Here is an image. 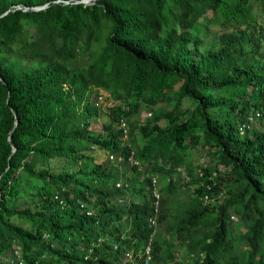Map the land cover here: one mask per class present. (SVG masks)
I'll use <instances>...</instances> for the list:
<instances>
[{"label":"trees","instance_id":"trees-1","mask_svg":"<svg viewBox=\"0 0 264 264\" xmlns=\"http://www.w3.org/2000/svg\"><path fill=\"white\" fill-rule=\"evenodd\" d=\"M154 186L147 264H264V0H0V264H146Z\"/></svg>","mask_w":264,"mask_h":264},{"label":"rangeland","instance_id":"rangeland-1","mask_svg":"<svg viewBox=\"0 0 264 264\" xmlns=\"http://www.w3.org/2000/svg\"><path fill=\"white\" fill-rule=\"evenodd\" d=\"M174 93V90H171L169 92V96H172ZM112 102L111 97L108 94V97H106V94H100L97 99V105H98V111L97 113L93 116V120L91 123V126L96 127V126H101L103 122L107 121L109 119V112H108V105ZM150 116V109L149 108H143L141 111L138 113L133 114L130 116L129 120L130 121H137V122H143L146 118ZM128 124V123H127ZM126 124V125H127ZM137 140L142 141L144 138L137 134L136 135ZM94 153L96 154V159L100 160L105 156V151L103 149L95 148ZM188 157H190V163L192 165V171L193 173H196L198 171V166L201 161H211V164H213L212 161H215L214 158L210 159V155L208 152H206L205 149H191L190 153H188ZM70 166H74V163L69 162ZM127 172H129V168L125 169ZM187 176H185L186 179ZM184 178V177H183ZM158 179L162 181V178L158 176ZM185 179H182V183L179 186L180 188L175 191V193L171 194L170 197L173 199L172 202H170V209L171 212L174 213L175 208L180 207L181 204H185L186 201L188 200L189 194H191L192 190V183L189 181H185ZM206 202H209L210 204H213L216 202V199L214 196L208 195L203 197ZM172 204V205H171ZM233 215V216H232ZM172 216V215H171ZM236 214L231 213V218L233 220H236ZM165 226H162V233L164 234L165 231L164 229ZM167 235V234H166ZM187 258L184 256L183 253L177 252L175 253V258L174 260L181 264L182 261H185ZM171 264H174L173 261H171Z\"/></svg>","mask_w":264,"mask_h":264},{"label":"built area","instance_id":"built-area-1","mask_svg":"<svg viewBox=\"0 0 264 264\" xmlns=\"http://www.w3.org/2000/svg\"><path fill=\"white\" fill-rule=\"evenodd\" d=\"M120 126H122L124 131L126 132L127 126H126V122H125V120L123 118L120 119ZM128 158L130 159V161L138 162V160L136 158H134L132 154ZM153 180H155V179L153 178ZM153 194H154L153 207H154V210L156 212L154 213L153 216L150 217V223L153 226V228H152V230H151V232H150V234L148 236V239H147V241H146V243L144 245V249H143V251H144V253L146 255V260H145L146 264H147L148 259L151 257V249H152L151 241H152L153 235L156 233V225H157V223H156V218H157L156 213H157V209H158V205H159V199H160V193L157 191L156 186H154V188H153ZM87 212L89 213L90 210H88ZM44 235H46V233H44ZM15 253H16V258H19L20 257V252L18 250H15ZM131 257H132L131 250H126L125 254H124V258L119 262V264H125L127 259H130ZM15 259H14V263L16 262Z\"/></svg>","mask_w":264,"mask_h":264},{"label":"water","instance_id":"water-1","mask_svg":"<svg viewBox=\"0 0 264 264\" xmlns=\"http://www.w3.org/2000/svg\"><path fill=\"white\" fill-rule=\"evenodd\" d=\"M78 1H84V2H91L92 0H78ZM47 3H44V4H40V5H36L37 7H43V6H46ZM17 122V120L15 121V123Z\"/></svg>","mask_w":264,"mask_h":264}]
</instances>
